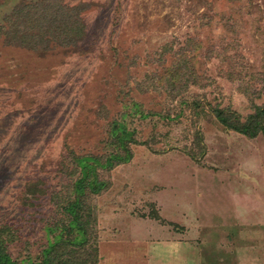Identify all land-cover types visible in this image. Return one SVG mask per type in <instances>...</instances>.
Masks as SVG:
<instances>
[{
  "label": "rangeland",
  "instance_id": "374dc122",
  "mask_svg": "<svg viewBox=\"0 0 264 264\" xmlns=\"http://www.w3.org/2000/svg\"><path fill=\"white\" fill-rule=\"evenodd\" d=\"M259 109L264 0H0L2 252L262 264Z\"/></svg>",
  "mask_w": 264,
  "mask_h": 264
},
{
  "label": "trees",
  "instance_id": "16d2710c",
  "mask_svg": "<svg viewBox=\"0 0 264 264\" xmlns=\"http://www.w3.org/2000/svg\"><path fill=\"white\" fill-rule=\"evenodd\" d=\"M61 7L67 8L65 5H61ZM73 9H75V8H73ZM256 115H258V121H259V119H260L259 117H264V109H259L258 112L253 116H256ZM253 116H251V117H253ZM218 119L224 126L230 127L233 130H235L236 132L242 133L248 137H253L260 131L263 132V129H260L259 127H255V124H257L256 123L257 120H254V121L249 120V121L244 122V123H233V122L229 121L227 119V117L222 115L220 112H218ZM82 238H83V236H82ZM0 263L1 264H18L16 262H14L9 257V255H7L4 251L2 252L1 248H0Z\"/></svg>",
  "mask_w": 264,
  "mask_h": 264
},
{
  "label": "crops",
  "instance_id": "0c3cea01",
  "mask_svg": "<svg viewBox=\"0 0 264 264\" xmlns=\"http://www.w3.org/2000/svg\"><path fill=\"white\" fill-rule=\"evenodd\" d=\"M226 207L229 208V203L226 202ZM212 208V204L210 202H207V206L205 210H210ZM211 211V210H210ZM262 259L264 260V254H262ZM262 264H264V261H260Z\"/></svg>",
  "mask_w": 264,
  "mask_h": 264
}]
</instances>
